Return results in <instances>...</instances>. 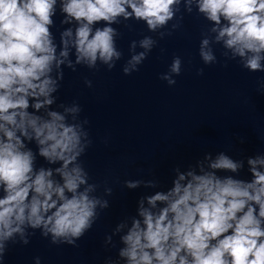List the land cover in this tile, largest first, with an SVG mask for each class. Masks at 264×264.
<instances>
[{"label": "clouds", "instance_id": "1", "mask_svg": "<svg viewBox=\"0 0 264 264\" xmlns=\"http://www.w3.org/2000/svg\"><path fill=\"white\" fill-rule=\"evenodd\" d=\"M194 2L215 25V40L240 57L244 69L264 73V0ZM179 3L61 0L62 23L75 21L76 28L61 33L57 53L50 31L57 0H0V264L10 243L27 245L36 230L54 245L76 246L98 219L97 205L109 207V201L101 205L90 196L94 185L81 161L92 144L89 131L52 108L70 50L76 64L94 67L99 59L111 68L121 55L111 27L117 18L142 20L154 31L174 18ZM192 3L185 5L189 12ZM151 44L141 41L146 49ZM208 45V39L201 41L199 56L212 65L216 57ZM146 58L144 52L132 56V71ZM181 64L179 57L172 62L176 76ZM67 66L75 71L70 60ZM123 71L131 74L127 67ZM40 159L48 166L38 165ZM204 160L207 167L197 162L198 170L175 167L167 188L155 179L124 181L130 190L154 191L137 201V214L120 236L123 264H264V153L243 159L205 153ZM245 167L248 178L241 175Z\"/></svg>", "mask_w": 264, "mask_h": 264}, {"label": "water", "instance_id": "2", "mask_svg": "<svg viewBox=\"0 0 264 264\" xmlns=\"http://www.w3.org/2000/svg\"><path fill=\"white\" fill-rule=\"evenodd\" d=\"M186 3L180 0L174 18L154 31L142 20L116 30L121 55L111 68L99 59L94 67L76 64L74 52L69 53L52 108L67 123L89 131L92 144L81 161L94 185L90 196L101 205L109 201V207L97 205L98 219L76 246L54 245L36 230L27 245L10 243L2 264H35L37 257L40 264H123L120 236L137 214V201L154 191L130 190L125 180L155 179L163 189L171 186L177 166L198 170L201 162L206 168L205 153L213 159L220 152L234 159L264 153V73L244 69L242 59L215 40V25L194 0L191 12ZM145 38L152 41L148 49L141 47ZM203 39L216 57L212 65L199 56ZM141 52L147 58L132 71L129 61ZM176 57L182 62L178 76L171 72ZM126 67L130 75L124 74ZM165 75L176 83L169 85ZM38 165L48 166L42 159ZM241 175L248 178L246 167ZM118 225L123 226L116 231Z\"/></svg>", "mask_w": 264, "mask_h": 264}]
</instances>
